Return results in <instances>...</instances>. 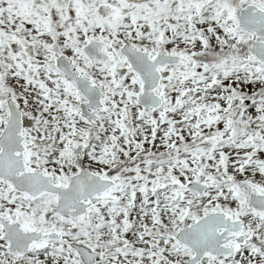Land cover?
<instances>
[{
  "label": "rangeland",
  "instance_id": "obj_1",
  "mask_svg": "<svg viewBox=\"0 0 264 264\" xmlns=\"http://www.w3.org/2000/svg\"><path fill=\"white\" fill-rule=\"evenodd\" d=\"M10 1L0 0V130L11 98L29 125L30 169L62 185L81 169L117 181L110 196L123 209L115 211L116 202L99 206L96 222L79 236L100 252L97 263L183 264L191 253L172 235L199 213L221 210L247 218L249 243L201 264H264L256 245L264 240V217L250 215L236 189L264 184L258 165L264 164V66L248 50L252 35L237 24L244 5L264 0H115L117 12L105 17L98 7L107 0ZM96 39L107 42L110 62L83 57L82 47ZM123 44L202 60L167 68L158 91L165 106L147 115L136 104L141 84L118 53ZM58 55L101 87L105 108L94 123L80 115L85 101L56 71ZM80 143L85 149L77 157L72 151ZM191 182L209 186L196 195L187 189ZM17 198L0 181L7 220L17 215L49 231L65 226L53 218L48 199L19 208L24 202ZM108 218L110 232L99 223ZM39 253L17 263L44 264Z\"/></svg>",
  "mask_w": 264,
  "mask_h": 264
},
{
  "label": "water",
  "instance_id": "obj_2",
  "mask_svg": "<svg viewBox=\"0 0 264 264\" xmlns=\"http://www.w3.org/2000/svg\"><path fill=\"white\" fill-rule=\"evenodd\" d=\"M245 13L246 11H242L240 14L241 24L245 29L254 31L255 29L251 26ZM255 44L256 43H254L253 46H255ZM94 45H96L95 42L85 48V52L92 58H95V55L90 51V49ZM257 45H259V48L255 49V52L257 56L264 61V47H260V43H257ZM122 50L133 61V68L140 74L141 78L145 83L144 93L139 99V104L143 105L147 110L151 106L158 107L160 104L159 98L154 96V90L159 84V74L157 72L158 67L163 66L165 64H177L180 62H185L186 60L180 57L167 56L161 54H158L153 60H148V55H144L142 56V59H139L135 57L136 54L132 52L129 48L125 47ZM96 58L99 59L100 57L97 56ZM66 69L67 63L64 62V70ZM87 107L95 108L94 103L91 99L90 103L87 106L83 107V110ZM19 128L20 127L18 125L17 131H19ZM17 138L18 141H20L18 136ZM81 148L82 146H79L75 153H80ZM99 182V178L96 177L85 178L80 181L82 185H93ZM75 183V180H70V185ZM193 188L196 189L198 192H201L203 190V187L198 186L197 184H194ZM210 216H212V218L208 217L198 222L197 224L180 231L177 235L178 239H180L183 243H185L195 252V256L191 260H189L187 264H198L205 254H209L211 256H219L223 254V252L221 251L223 249L222 244L223 241L226 240L227 235L229 234L228 227L232 223L230 222V218L228 219L229 222L221 218L223 216L222 214H213ZM214 218L217 219L215 220ZM210 219H212V221L208 223L205 222ZM208 225L210 226L208 227ZM217 229H224L223 235H218L216 232Z\"/></svg>",
  "mask_w": 264,
  "mask_h": 264
},
{
  "label": "flooded vegetation",
  "instance_id": "obj_3",
  "mask_svg": "<svg viewBox=\"0 0 264 264\" xmlns=\"http://www.w3.org/2000/svg\"><path fill=\"white\" fill-rule=\"evenodd\" d=\"M17 197H18L17 199H20L24 202V205L22 207H25L26 205L29 204V197H27L23 194L17 195ZM41 198H49L51 200V203H54L56 201V197H54V196H48L47 195V196H42L39 199H41ZM108 202H110V201H106L103 203H108ZM80 203L82 204V206H84V205H87L89 203V200L86 199L85 197L84 198L82 197L80 200ZM97 208H98V205H93V206H90L86 211L83 209H79L78 211H76L74 213V216L72 218H68V217L62 216V215H56L52 211L53 218L58 219L60 222H62L67 227H65V226H59V227L54 226V229L50 230V231H57L59 233L58 237L55 239L44 240L38 244V246H41V248H40L41 253L44 255V264H50V263L56 262L58 252L61 253L60 255L63 258V260L67 262V257L64 256L63 252H61V250L59 249V245H61V243L65 244L66 242H67V244L65 245L63 250H65L66 247L70 248V250L73 254V260H74L73 264H76V263L82 264L78 254L74 251L72 245L76 244V245L84 246L85 248H87L89 250H94L93 246L90 244V242H91L90 240H88L87 242H84V241L80 240L79 236H80V232L86 226L88 227L92 224V221L96 222V220L93 218H94V213L97 211ZM84 211H85V213H84ZM29 212H30V210H29ZM92 214H93V218H92ZM0 217L3 219L2 224H10L16 218H18V220L20 222L28 223L32 228H34L38 231L49 232V230H44V229L40 228L39 224L37 222H35L33 220L23 221V220L19 219V217L17 215L9 218L11 220H7L1 214H0ZM2 224L0 221V264H6V262L4 260L5 254L3 253V250H2L3 246L5 249V252L13 258L23 257L29 251L24 255H16V254L10 253L8 250V247H7V243L3 239L4 231L2 228ZM93 233H94V231H93ZM94 238H96L95 235H94ZM30 253H31V250H30L29 254ZM58 260H62V259H58ZM70 263H72V261H70Z\"/></svg>",
  "mask_w": 264,
  "mask_h": 264
}]
</instances>
